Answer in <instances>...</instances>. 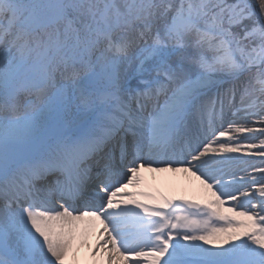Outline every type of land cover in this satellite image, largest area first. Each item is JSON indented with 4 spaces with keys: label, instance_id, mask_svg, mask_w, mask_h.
Masks as SVG:
<instances>
[{
    "label": "snow or ice",
    "instance_id": "6c2138e0",
    "mask_svg": "<svg viewBox=\"0 0 264 264\" xmlns=\"http://www.w3.org/2000/svg\"><path fill=\"white\" fill-rule=\"evenodd\" d=\"M259 4L0 0V264H66L96 221L97 264H264ZM144 168L210 197L127 191Z\"/></svg>",
    "mask_w": 264,
    "mask_h": 264
},
{
    "label": "bare ground",
    "instance_id": "6f19581e",
    "mask_svg": "<svg viewBox=\"0 0 264 264\" xmlns=\"http://www.w3.org/2000/svg\"><path fill=\"white\" fill-rule=\"evenodd\" d=\"M21 98L24 97L21 96ZM237 155L244 156V153L241 152ZM246 159L250 158L246 157ZM251 161L254 162L253 159ZM225 171L236 172L238 176L244 174L238 171L235 165L231 168H225ZM132 188L133 187H129L128 189L132 190ZM135 188H138V191L151 192L157 200L163 196L169 199L187 198L202 203L210 197V193L207 192L200 181L197 180L195 176L184 171H155L149 168L141 169L139 173V184ZM229 206H231L230 203L226 204L225 208ZM226 214L231 215L230 213ZM100 231L101 225L98 221L94 222L83 244L81 245L77 242V244L74 245L73 251L69 253L71 259L69 262H66V264H97L99 253L94 257L92 251Z\"/></svg>",
    "mask_w": 264,
    "mask_h": 264
},
{
    "label": "rangeland",
    "instance_id": "374dc122",
    "mask_svg": "<svg viewBox=\"0 0 264 264\" xmlns=\"http://www.w3.org/2000/svg\"><path fill=\"white\" fill-rule=\"evenodd\" d=\"M3 47H4L3 45H0V50H2ZM257 88H259V84H257ZM238 99H239V96H237V100H238ZM20 100H21V103H23L25 99H24V98H20ZM250 159H253L254 162H256V164L259 165V160H260V158H257V157H251ZM259 166L264 167V165H259ZM248 171H251V169L249 168Z\"/></svg>",
    "mask_w": 264,
    "mask_h": 264
},
{
    "label": "trees",
    "instance_id": "16d2710c",
    "mask_svg": "<svg viewBox=\"0 0 264 264\" xmlns=\"http://www.w3.org/2000/svg\"><path fill=\"white\" fill-rule=\"evenodd\" d=\"M249 2L252 4V6L259 11L260 8V4H259V0H249Z\"/></svg>",
    "mask_w": 264,
    "mask_h": 264
}]
</instances>
